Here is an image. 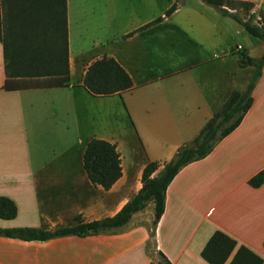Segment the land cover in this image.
Segmentation results:
<instances>
[{"label":"crops","instance_id":"1","mask_svg":"<svg viewBox=\"0 0 264 264\" xmlns=\"http://www.w3.org/2000/svg\"><path fill=\"white\" fill-rule=\"evenodd\" d=\"M173 1L66 0V52L6 53L0 41V196L17 208L1 228L114 215L140 189L149 161L159 172L245 88L238 58L219 62V28L230 34L219 9L199 1L166 14ZM247 1L264 11V0ZM21 79L53 82L4 85ZM251 96L239 124L173 177L161 215L149 201L124 225L93 234L0 235V264H150L158 251L171 264H210L201 251L215 230L264 264V181L249 183L264 169V64ZM64 141L80 148L43 152Z\"/></svg>","mask_w":264,"mask_h":264},{"label":"trees","instance_id":"2","mask_svg":"<svg viewBox=\"0 0 264 264\" xmlns=\"http://www.w3.org/2000/svg\"><path fill=\"white\" fill-rule=\"evenodd\" d=\"M176 1L166 10L170 14L176 8ZM217 7L221 15L233 17L243 29L254 37L264 41V11L260 13L259 23L254 24L238 15L237 9L250 10L252 2L247 0H203ZM227 8L234 9L230 11ZM155 18L154 21L160 20ZM0 41L6 53L21 52H66L67 12L66 0H0ZM239 64L253 65L254 71L242 90H232L221 107L205 122L198 134L189 142L178 147L171 159L162 168L157 161H149L143 168L140 189L114 215L85 221L75 215L74 222L67 226L49 229L46 226L0 227V235L23 240H45L67 234L87 235L100 230L124 225L138 210L143 209L149 201L153 202L155 214L161 215L165 204L167 186L188 163L206 156L215 144L232 131L241 121L244 113L252 103L251 91L256 79L261 74L264 64V49L259 56H250L241 51ZM66 77L56 79L63 83ZM51 80H6L5 87H18L49 84ZM264 181V169L249 179V183L258 186ZM17 208L12 199L0 196V217L12 218ZM158 261L150 264H171L166 256L158 251ZM201 255L210 264H262V258L244 244L237 246L234 238L221 230H215L208 238Z\"/></svg>","mask_w":264,"mask_h":264},{"label":"rangeland","instance_id":"3","mask_svg":"<svg viewBox=\"0 0 264 264\" xmlns=\"http://www.w3.org/2000/svg\"><path fill=\"white\" fill-rule=\"evenodd\" d=\"M199 1L204 2L203 0H178V1H176V5H177L176 8L181 4H183V6L184 5L185 6H188V5L195 6L196 5L195 3H198ZM174 2H175V0L173 1V3ZM189 2H190V4H188ZM202 4H204V3H202ZM206 4L207 5H205V6L210 7V5L208 3H206ZM261 12H263V11H258V10L253 11L251 9L250 10H244L242 8L237 9V13L239 16H241L243 19L251 21L254 24L259 23V16H260ZM180 14H181V12L178 13L177 15H175L173 20L176 21ZM187 17H188V15H187ZM219 17L224 18L230 27V34L228 37H227V34L224 33V31H220V28H219V50L217 49V51H219V62L223 61L224 63H226L229 58L237 59L238 57L241 56V53H242L241 51L252 54L254 56L261 54L262 49H263L262 46H264L263 40H260L257 37H254L251 34L247 33L243 29L242 25L238 21H236L233 17L227 16V15H223V16L219 15ZM237 43H240L241 45H243L244 48L243 49H241V48L237 49ZM225 53H227V57L220 58V56H224ZM196 68L197 67H193V69H196ZM246 69L247 70L243 69V67L241 65H239V68L236 70L235 73L238 76L240 75V77H241L240 80L242 79V77L245 76L244 78H247V81H248V79H250V76L254 71V66L248 65V67ZM235 80H236L235 82L237 84L236 87L238 88L239 80L237 78ZM241 81H240V83H242ZM78 148H80V147H77L76 144L71 143L69 141L56 142V143L51 142L49 144H46V146L43 149V152L45 154H47V156H48L52 152H55V153H58L60 151H73V152H75ZM92 150L93 151H99L100 148L95 146ZM153 239L154 238L152 237L151 241H150V246L152 249H155V246H154L155 243H154ZM154 257H155V261L159 260L158 254H156V256H154Z\"/></svg>","mask_w":264,"mask_h":264},{"label":"built area","instance_id":"4","mask_svg":"<svg viewBox=\"0 0 264 264\" xmlns=\"http://www.w3.org/2000/svg\"><path fill=\"white\" fill-rule=\"evenodd\" d=\"M227 9L230 11H234V9H231V8H227ZM240 48H241V46L239 44H237V49H240Z\"/></svg>","mask_w":264,"mask_h":264},{"label":"water","instance_id":"5","mask_svg":"<svg viewBox=\"0 0 264 264\" xmlns=\"http://www.w3.org/2000/svg\"><path fill=\"white\" fill-rule=\"evenodd\" d=\"M157 216H159V214H157Z\"/></svg>","mask_w":264,"mask_h":264}]
</instances>
